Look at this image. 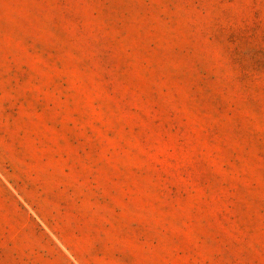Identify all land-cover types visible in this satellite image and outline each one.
Here are the masks:
<instances>
[{"label":"rangeland","instance_id":"374dc122","mask_svg":"<svg viewBox=\"0 0 264 264\" xmlns=\"http://www.w3.org/2000/svg\"><path fill=\"white\" fill-rule=\"evenodd\" d=\"M0 264H264V0H0Z\"/></svg>","mask_w":264,"mask_h":264}]
</instances>
